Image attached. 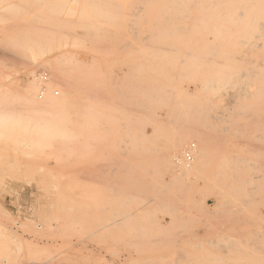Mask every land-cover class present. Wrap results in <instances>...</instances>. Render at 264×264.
Returning a JSON list of instances; mask_svg holds the SVG:
<instances>
[{
    "label": "rangeland",
    "instance_id": "374dc122",
    "mask_svg": "<svg viewBox=\"0 0 264 264\" xmlns=\"http://www.w3.org/2000/svg\"><path fill=\"white\" fill-rule=\"evenodd\" d=\"M61 1L0 0V264H264V19Z\"/></svg>",
    "mask_w": 264,
    "mask_h": 264
},
{
    "label": "bare ground",
    "instance_id": "6f19581e",
    "mask_svg": "<svg viewBox=\"0 0 264 264\" xmlns=\"http://www.w3.org/2000/svg\"><path fill=\"white\" fill-rule=\"evenodd\" d=\"M64 1V0H62ZM62 1H61V5H62ZM68 1V0H66ZM65 1V2H66ZM98 1V0H97ZM103 1V0H102ZM206 1V3H208L209 5H220L223 6L224 8L230 9V8H236V12L235 15L239 20H245L247 21V25L251 26L252 22L255 21V24L257 23V21L259 20H255V18H259L261 17V19H264V0H203V2ZM29 2V1H28ZM36 2V1H35ZM42 2V0H41ZM40 2V4H41ZM46 2V1H45ZM59 2V1H58ZM64 2V3H65ZM99 2V1H98ZM39 3V2H38ZM63 3V4H64ZM90 3V2H89ZM94 3V2H93ZM100 3V2H99ZM103 3V2H102ZM36 4V3H35ZM66 4V3H65ZM64 4V5H65ZM71 4V3H70ZM106 4V3H105ZM111 4V3H110ZM115 4V3H114ZM113 4V5H114ZM48 5V4H47ZM63 5V8H64ZM92 5V4H91ZM94 5V4H93ZM116 5V4H115ZM106 6V5H104ZM41 7V6H40ZM54 7V6H53ZM62 7V6H61ZM66 7V6H65ZM97 7V6H95ZM118 7V6H117ZM46 8V7H45ZM41 9V8H40ZM96 9V8H95ZM99 9V8H98ZM97 9V10H98ZM103 9V8H102ZM108 9V8H107ZM101 10V9H100ZM105 10V9H104ZM59 11V10H58ZM62 12V11H61ZM100 12V11H98ZM107 12V10H106ZM113 12V11H111ZM41 13V12H40ZM101 12L100 16L102 17H106V15H104L105 13ZM114 13V12H113ZM18 14V13H17ZM69 14V13H68ZM73 15V14H72ZM98 15V14H97ZM104 15V16H103ZM109 15V14H108ZM81 16V15H80ZM90 16V15H89ZM93 17V16H92ZM108 17V16H107ZM106 17V18H107ZM255 17V18H254ZM42 18V17H41ZM114 18V17H113ZM118 18V17H117ZM108 19V18H107ZM105 20V18L103 19ZM115 20V19H114ZM44 21V20H43ZM93 21V20H91ZM107 21V20H106ZM70 22V21H69ZM113 22V21H112ZM73 23V22H72ZM85 23V22H84ZM89 23V22H88ZM106 23V22H105ZM109 22H107L108 24ZM246 22H240V26H243ZM71 24V23H70ZM102 24V23H101ZM114 24V23H113ZM53 25V24H52ZM112 25V24H111ZM261 25L264 27V21L261 22ZM86 26V25H85ZM107 26V25H106ZM54 27V26H53ZM76 27V26H74ZM41 28V27H40ZM108 28V27H107ZM42 29V28H41ZM102 29V27H101ZM105 29V27H104ZM64 31V30H63ZM102 31V30H100ZM248 33L252 34L253 36H258V34L255 32H253L252 30H248ZM101 35V34H100ZM85 36V35H84ZM99 36V35H98ZM102 36V35H101ZM78 37V36H77ZM88 38V37H87ZM84 41V40H83ZM82 41V42H83ZM89 41V40H88ZM47 42V41H46ZM79 42V41H77ZM65 43V41H64ZM90 44V43H89ZM43 45V44H42ZM45 45V44H44ZM61 45V44H60ZM51 47V46H49ZM76 47V46H75ZM65 64V63H64ZM53 70V69H52ZM33 75V80L28 83V85L24 88V92L23 94H25L26 96H28L30 98V100H32L35 103L38 104H44V106L46 108H49V106L53 103H55V101L57 99H55V101L53 100L54 98L49 96L43 100L40 101V95H38V83L37 79L38 77L36 76V72L32 73ZM53 82L55 83V81L59 80L60 77V71L56 68H54L53 70ZM48 76L47 73H44L42 75V79L44 81L45 77ZM48 78V77H47ZM51 78V77H50ZM59 83V82H58ZM47 91V90H46ZM41 96H43L45 94V89H43L41 92ZM55 95H59V92H55ZM50 100H52V102H50ZM48 101V102H47ZM54 101V102H53ZM45 102V103H44ZM49 103L50 105L48 106ZM42 104V105H43ZM46 104V105H45ZM51 108V106H50ZM189 142H183L177 146H174L171 150V156H170V160L171 163L173 165V169H175V171L177 173L180 174H187V175H191L193 173L199 172L203 169L202 165H204V163L206 162L207 158L206 156L208 155L207 151L202 148L201 146H197L195 148V144H191L189 148L186 149V146L188 145ZM192 145H194V147L192 148ZM189 150H191V154H192V160L188 161L186 158V154L189 152ZM193 153L195 154V161H193ZM192 162V163H191ZM180 176V175H179Z\"/></svg>",
    "mask_w": 264,
    "mask_h": 264
},
{
    "label": "built area",
    "instance_id": "2783aa9c",
    "mask_svg": "<svg viewBox=\"0 0 264 264\" xmlns=\"http://www.w3.org/2000/svg\"><path fill=\"white\" fill-rule=\"evenodd\" d=\"M47 76L45 77V80H47ZM194 147V145H192V148ZM186 158L188 161L192 160V154H191V150H189V152L186 154Z\"/></svg>",
    "mask_w": 264,
    "mask_h": 264
}]
</instances>
